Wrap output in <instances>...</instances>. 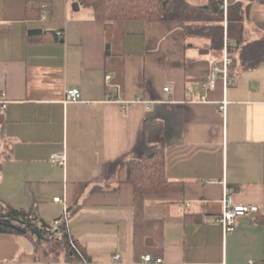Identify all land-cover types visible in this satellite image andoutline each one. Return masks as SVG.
<instances>
[{
    "label": "crops",
    "instance_id": "0c3cea01",
    "mask_svg": "<svg viewBox=\"0 0 264 264\" xmlns=\"http://www.w3.org/2000/svg\"><path fill=\"white\" fill-rule=\"evenodd\" d=\"M220 1L222 50L180 20L107 26L77 0H0V200L62 220L91 264H142L146 253L169 264H264V62L206 87L228 44L264 38V2ZM71 88L80 100H66ZM159 133L177 186L139 193L129 161L145 159ZM227 189L260 208L225 234ZM0 264L70 262L3 233Z\"/></svg>",
    "mask_w": 264,
    "mask_h": 264
},
{
    "label": "trees",
    "instance_id": "16d2710c",
    "mask_svg": "<svg viewBox=\"0 0 264 264\" xmlns=\"http://www.w3.org/2000/svg\"><path fill=\"white\" fill-rule=\"evenodd\" d=\"M77 1L90 9L96 18L105 21L107 26L118 19L180 20L185 23L188 34L208 37L217 50L225 47L224 9L220 0H210L203 6H194L185 0ZM227 51L231 60L229 74L231 68L239 67L240 71L255 68L264 62V38L240 43L239 46L228 44ZM151 138L147 137L146 141L148 156L129 161V180L137 192L144 194L163 192L177 186L166 175L167 158L162 135H155V144L152 145ZM3 233L24 236L35 246L45 245L49 252H64L70 264H84L86 254L64 223L54 227L41 221L35 212L9 206L0 200V234Z\"/></svg>",
    "mask_w": 264,
    "mask_h": 264
},
{
    "label": "built area",
    "instance_id": "2783aa9c",
    "mask_svg": "<svg viewBox=\"0 0 264 264\" xmlns=\"http://www.w3.org/2000/svg\"><path fill=\"white\" fill-rule=\"evenodd\" d=\"M42 7H45L42 5ZM41 18L45 20V15L42 14ZM60 34V33H59ZM230 64V59L226 57L222 64H217L214 66L210 79L206 83V87L209 89H214L217 84V80L221 77H223L224 82L226 85H229L232 83V81L229 80L228 77V67ZM111 75L106 76L107 82H111ZM165 91H169V87H165ZM81 99V91L77 88H71L67 91V97L66 100L69 101H78ZM6 109V103L3 102L1 106V112H3ZM52 161H60L63 163V160H65L64 155L60 154H54L52 155ZM55 201H61L59 197L55 198ZM223 213L222 215L218 218V223L223 227L225 234L229 233L235 228V225L238 221V219L246 214L252 213V212H257L259 210L258 205H249V204H241V203H236L230 194V191L227 189L225 190V194L223 197ZM62 223V220H56L52 223L54 227H58ZM76 248V247H75ZM76 250H78L76 248ZM115 260L120 259V255H115L113 257ZM84 264H91L86 258H83ZM141 263L142 264H169L165 261V259L161 256H155L152 255L151 253H146L142 255L141 257Z\"/></svg>",
    "mask_w": 264,
    "mask_h": 264
},
{
    "label": "water",
    "instance_id": "95a60500",
    "mask_svg": "<svg viewBox=\"0 0 264 264\" xmlns=\"http://www.w3.org/2000/svg\"><path fill=\"white\" fill-rule=\"evenodd\" d=\"M75 5H76V6H78V5H79V3H78V2H76V3H75Z\"/></svg>",
    "mask_w": 264,
    "mask_h": 264
}]
</instances>
